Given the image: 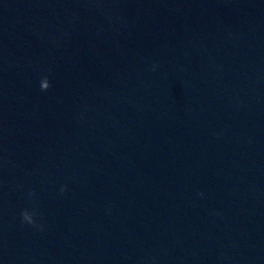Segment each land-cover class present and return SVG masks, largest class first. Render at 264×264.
<instances>
[{
	"label": "water",
	"instance_id": "water-1",
	"mask_svg": "<svg viewBox=\"0 0 264 264\" xmlns=\"http://www.w3.org/2000/svg\"><path fill=\"white\" fill-rule=\"evenodd\" d=\"M0 264H264V0H0Z\"/></svg>",
	"mask_w": 264,
	"mask_h": 264
},
{
	"label": "clouds",
	"instance_id": "clouds-1",
	"mask_svg": "<svg viewBox=\"0 0 264 264\" xmlns=\"http://www.w3.org/2000/svg\"><path fill=\"white\" fill-rule=\"evenodd\" d=\"M50 83L48 81L47 77H43L40 81V88L41 91H47L50 88ZM67 190L66 186L61 188V193L65 192ZM202 195V193H201ZM21 222L22 223H27L29 225H33L36 226V221L34 219V217L37 215V213L35 211L29 212L28 210H23L21 213ZM40 230H43V226L40 225Z\"/></svg>",
	"mask_w": 264,
	"mask_h": 264
}]
</instances>
